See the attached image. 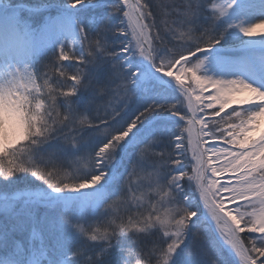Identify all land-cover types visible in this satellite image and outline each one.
<instances>
[{"label":"snow or ice","instance_id":"1","mask_svg":"<svg viewBox=\"0 0 264 264\" xmlns=\"http://www.w3.org/2000/svg\"><path fill=\"white\" fill-rule=\"evenodd\" d=\"M209 3L210 13L204 0L168 6L158 23L148 0H66L39 30V7L0 3V178L30 174L46 186L34 207L62 210L58 224L29 214L30 245L5 232L0 264H264V56L257 66L221 55L230 36L264 48V0L259 15L249 0ZM78 7L95 19L85 24ZM66 26L76 52L60 39ZM42 41L59 55L37 72ZM214 108L209 128L201 114ZM125 199L136 209L126 219ZM77 205L98 226L68 213ZM27 226L17 218L18 231ZM52 227L64 234L55 247L44 243Z\"/></svg>","mask_w":264,"mask_h":264},{"label":"rangeland","instance_id":"2","mask_svg":"<svg viewBox=\"0 0 264 264\" xmlns=\"http://www.w3.org/2000/svg\"><path fill=\"white\" fill-rule=\"evenodd\" d=\"M32 3H26L24 0H16L17 3H24L30 7H39L41 10L38 12L35 17L33 18V27L39 30L43 24L45 23L48 17H55L61 14L62 7L66 2L64 0H52L54 2H50L51 0H31ZM28 1V2H31ZM49 1V2H48ZM1 3H8V0H1ZM143 3L144 0H141ZM148 2L153 6L152 10L156 13V20L159 23L161 19V15L163 12H170L172 9L168 6L172 5H182L186 2V0H148ZM205 4L207 5V11L211 12V7L209 0H204ZM213 3H220L222 0H211ZM73 12L79 16L81 20L84 22L88 20L95 19V13L92 11L81 10L79 7ZM122 13L116 14L113 17L112 23L117 24L119 23V19L117 17H122ZM174 17H169V19H173ZM201 22L203 23V17L201 18ZM155 31V30H154ZM111 33V32H110ZM112 36V44L113 47L118 48L120 46V41L123 39L122 36L117 34H110ZM231 37V36H230ZM229 38V37H228ZM69 47L66 49L67 51L75 52L74 50H79V41L74 39L73 31L70 27L65 28V31L60 37ZM239 41V40H238ZM240 42L236 43H229V44H222L223 48H229L230 46H239ZM58 53L55 56L59 55V45L55 46L53 50L51 45L47 41H42L38 50L33 56L32 64L34 70L40 72L43 69L45 64H48V61H51L54 56L50 53ZM69 63V62H67ZM69 66H71L69 64ZM109 70V69H108ZM86 93L83 94L81 102L84 100V96ZM111 99L109 96H105L104 98H98L95 101V105L104 106L108 103ZM80 102V103H81ZM82 104V103H81ZM215 111L214 109L207 110L206 112L202 113V117L209 121V128H213L211 123L212 113ZM223 115V114H222ZM218 119V118H217ZM207 138H205V141ZM206 146V143H205ZM171 151V150H169ZM71 158V157H69ZM186 163L190 162V153L188 154L187 158L185 159ZM74 170V169H72ZM191 174L190 167L186 169ZM147 180L142 179L139 185L136 184L135 178H133V187L137 188L136 195L139 197L141 193L147 194L148 187H147ZM46 186L42 184L40 181L36 180L35 178L31 177L30 174H18L16 177L11 178L10 180H3L0 178V205H2L5 200L13 205V209L9 212H6L2 207H0V242L3 241L5 232H7L13 241H19L23 244L30 245L31 241V218L30 213L35 211L37 219L47 216V219L50 223H57L59 221L60 216L62 215L61 209L56 210H49L44 207H34V194L42 191ZM114 187H119L118 185ZM185 188L186 191L189 190L187 181H185ZM129 201L125 199V202L120 206V214L127 218L130 214H135L136 209L135 207H129ZM159 207V206H158ZM68 213L73 218H82L85 222H90L93 226H98L96 221H94V217L97 216V213L91 208H81L77 206H71L68 210ZM163 209L161 208V212ZM17 218L23 220L28 226L21 232L16 229ZM87 226V224L85 225ZM44 243L49 247H55L58 243L62 242L64 238V234H62L58 227H52L49 230L44 232ZM78 241L77 238H74L72 241V245ZM2 249H0V254H2ZM225 260H231L232 258L228 255L227 252L224 253Z\"/></svg>","mask_w":264,"mask_h":264},{"label":"bare ground","instance_id":"3","mask_svg":"<svg viewBox=\"0 0 264 264\" xmlns=\"http://www.w3.org/2000/svg\"><path fill=\"white\" fill-rule=\"evenodd\" d=\"M1 1V0H0ZM1 3V2H0ZM249 3L255 5L256 7L252 10L251 14L252 15H259V10H258V6H259V0H249ZM259 22V21H257ZM258 32H264V29H260L258 30ZM247 39V38H245ZM236 37H229L227 38L225 41H222L221 44H229V43H236V42H240V40ZM222 56L226 57V58H232V59H237L240 57H247L250 58L251 60H253L257 66L259 63V58L261 56H264V48L259 46L258 41L255 43L254 46H249L248 48H242L239 46H230L229 48H224V51L221 53ZM225 78H233L232 76L226 75ZM213 90L211 88H209L205 95L207 96L209 93H211ZM197 127H199V125H197ZM206 146L212 145L214 143H216V141L213 138H207V140L205 141ZM211 155V154H209ZM227 175V174H225ZM223 182V179L222 181Z\"/></svg>","mask_w":264,"mask_h":264},{"label":"trees","instance_id":"4","mask_svg":"<svg viewBox=\"0 0 264 264\" xmlns=\"http://www.w3.org/2000/svg\"><path fill=\"white\" fill-rule=\"evenodd\" d=\"M9 1V0H8ZM24 1H26V3H32V1L31 0H24ZM28 1H31V2H28ZM43 1H46V0H43ZM49 2V1H48ZM50 2H54V1H50ZM64 2H66V0H64ZM88 11V10H87ZM89 12V11H88ZM85 24H88V20L87 21H85L84 22ZM111 33H108V36H107V38H108V40H109V42L111 43L113 40H112V36L110 35ZM85 47H87V42H85ZM75 52L76 51H78V50H74ZM71 52V51H70ZM56 55V54H58L56 51H55V53H50V55ZM53 59V58H52ZM50 61H48L47 63H49ZM65 64H69V63H67V62H64ZM108 66L107 65H105L101 70H100V76H101V79H105L106 77H107V75H108ZM90 99V94L89 93H86L85 94V96H84V100H83V102H81L82 104H81V107L83 108L86 104H87V102H88V100ZM70 171H72V169H70ZM96 218H97V216H95L94 217V221H96ZM96 224H97V222H96ZM85 243V241L83 240V239H78V241L76 242V243H74L72 246L73 247H77V246H79V245H81V244H84ZM94 247H96V246H94V245H91V244H88V248H89V251H91ZM113 260L115 261V260H118L119 259V252L118 251H116V250H114L113 251Z\"/></svg>","mask_w":264,"mask_h":264}]
</instances>
